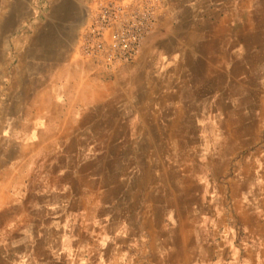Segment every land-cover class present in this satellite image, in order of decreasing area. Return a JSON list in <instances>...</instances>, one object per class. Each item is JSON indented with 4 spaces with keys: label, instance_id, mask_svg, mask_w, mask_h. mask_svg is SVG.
Masks as SVG:
<instances>
[{
    "label": "crops",
    "instance_id": "crops-1",
    "mask_svg": "<svg viewBox=\"0 0 264 264\" xmlns=\"http://www.w3.org/2000/svg\"><path fill=\"white\" fill-rule=\"evenodd\" d=\"M4 1L0 264H264V0H173L117 69L85 0Z\"/></svg>",
    "mask_w": 264,
    "mask_h": 264
},
{
    "label": "built area",
    "instance_id": "built-area-1",
    "mask_svg": "<svg viewBox=\"0 0 264 264\" xmlns=\"http://www.w3.org/2000/svg\"><path fill=\"white\" fill-rule=\"evenodd\" d=\"M81 50L108 69L136 59L167 7L165 0H91Z\"/></svg>",
    "mask_w": 264,
    "mask_h": 264
},
{
    "label": "rangeland",
    "instance_id": "rangeland-1",
    "mask_svg": "<svg viewBox=\"0 0 264 264\" xmlns=\"http://www.w3.org/2000/svg\"><path fill=\"white\" fill-rule=\"evenodd\" d=\"M165 1H166L167 5H173L172 4L173 0H165ZM37 2H40V0H37ZM84 2H85V4H88L87 5V7H88L90 5V3H91V0H85ZM5 4H6V1L0 0V54H1V45H2V37H1V31L2 30H1V28H2V24H3V20H2V16L1 15H2V8L4 7ZM17 4L19 6V3L18 2H17ZM29 4H30L29 3V0L24 1V5H26L25 8H24L25 10L27 8L28 9L31 8V7L28 6ZM13 7H15V3L13 5ZM41 8L43 10H45L46 13H47V10L49 9V2H46V0H44L43 1V4L41 5ZM83 8H84V3H83ZM18 9H19V7H18ZM19 10H22V8H20ZM88 11H89V9H88ZM15 12H17V10H15ZM7 18H9V17H6L5 20H7ZM47 19L48 18H47L46 15H44L40 19V22H41L43 28L46 27ZM16 20H17V17H15V16L11 17L10 18V24H15L16 23ZM53 35H54L53 32H50L49 30H46L45 33H44V38H45V40L46 39L49 40L51 37H53ZM58 39H60L61 41H65L66 40V36L64 34H61V37L59 36ZM2 50L6 52L8 49L7 48H2ZM10 51H11V49H9V52ZM4 68H6V70H4ZM7 69H9V64H6V65L0 64V112H1V109L4 108L6 105H8L9 102L11 103L10 100H12V97L9 95V90H10L9 86L11 85V83H9V81H7V78L5 79L3 77V73H8V72H6ZM7 142H9V141L7 139L6 140L5 139L3 140V137L0 135V153L2 151L8 150L9 144Z\"/></svg>",
    "mask_w": 264,
    "mask_h": 264
}]
</instances>
